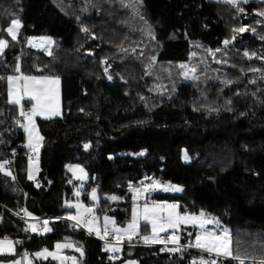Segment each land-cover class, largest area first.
<instances>
[{"label":"trees","instance_id":"1","mask_svg":"<svg viewBox=\"0 0 264 264\" xmlns=\"http://www.w3.org/2000/svg\"><path fill=\"white\" fill-rule=\"evenodd\" d=\"M232 7L210 0H0V39L8 41L0 55V163L15 158L5 166L11 176L0 172V239L21 237L24 206L51 228L31 231L16 257L68 241L83 249L81 264H193L209 257L190 248L162 251L137 238L110 259L102 240L66 219L74 210L65 203L83 186L85 204L95 190L97 214L125 226L131 188L152 180L182 188L153 200L219 220L245 264L264 256V16L258 15L264 3H243L238 13ZM16 18L23 27L12 40L4 29ZM240 27L248 31H234ZM30 38L52 39V54L29 48ZM196 51H213L228 64L208 59V69L197 65L196 79L167 75L166 67L187 64ZM19 73L62 82L63 116L38 120L43 143L36 182L27 176L30 150L17 123L23 119L8 97L7 77ZM71 164L85 168V182L73 178ZM107 195L123 200H104ZM196 234L181 228L180 243L187 246Z\"/></svg>","mask_w":264,"mask_h":264},{"label":"snow or ice","instance_id":"2","mask_svg":"<svg viewBox=\"0 0 264 264\" xmlns=\"http://www.w3.org/2000/svg\"><path fill=\"white\" fill-rule=\"evenodd\" d=\"M138 3H142V0H137ZM225 3L231 4L234 7H238L240 0H224ZM243 2H247V0H243ZM123 3V0H122ZM128 7L129 5H124ZM239 11H243L242 8L238 9ZM137 14H139L137 9ZM258 15L264 16V12L258 13ZM141 19L143 17L141 16ZM23 27L22 22L19 18L12 19L10 25L4 29L7 34L11 37L12 40L18 39L19 30ZM85 32L88 31L87 28L84 29ZM234 31L243 33L248 31L247 27H240L235 29ZM255 31V29H252ZM151 34V33H149ZM154 38V37H153ZM234 39V37H233ZM230 41L225 40L224 44L227 46ZM32 43L33 47H38L41 45H51L52 41L50 39H44L41 41V45L36 43ZM8 46V41L6 39H0V55L3 54L4 49ZM48 51V54L51 55L50 48H45ZM245 56H249L247 52L244 53ZM255 56V53H253ZM252 56H249L251 59ZM260 59H264V57H260ZM181 68H187V65H180ZM16 71L19 72L20 68L17 67ZM107 71V69H105ZM251 71H260V69L253 68ZM195 73V67L187 68V71L184 73L185 77L188 78V73ZM192 79H196L193 75ZM111 79V77H109ZM7 81L9 84V102L15 105L20 106L19 115L23 117L27 123H17L24 129L26 133H28V147L36 153L35 162L38 163L39 159V150L41 145V141L43 137L39 134L38 128L35 123V118L37 116H41L45 119H50L53 116L60 115V101H59V78L58 77H35V76H24L21 75L19 77L9 76L7 77ZM255 81H253L254 83ZM225 84H229L230 81L225 80ZM27 96V98L35 103L32 105L30 111H25L23 105L21 104V100ZM90 147V145H85V148ZM140 155H144V153H140ZM185 160H188L187 153H185ZM32 158L30 157V161ZM10 163V161L5 160L3 163H0V172H4L5 175L11 176L10 171H5V166ZM38 170V169H37ZM69 170L75 173H80L78 179H84L87 176V173L83 168L69 167ZM15 179V177H12ZM29 179H34L33 172L29 170ZM161 188L163 191H182L181 188L171 186V185H160L159 181H154L150 185H146L141 189H132L135 192V198L141 199L143 198V194L149 191H154L157 188ZM80 192H76V196L79 197ZM91 198L93 201H97L98 197L96 191L93 190L91 193ZM112 200H116L117 197H111ZM68 207L75 208L76 214L69 215L66 217L68 220L75 221V226H83L87 229L89 233H95L97 237L101 240H107L109 235L111 234L114 240V243H106L104 250L106 252H111L113 254L120 253L122 251V244L125 240L131 243L132 239L135 236L139 235L140 228V220H144L148 224L151 225V232L149 235H143L140 238L143 240L145 244H162L165 247L162 251L169 252H181L183 249L180 246V236L177 234L181 229V226L190 225L192 227L199 228L200 231L195 236V240L190 242L187 247H194L200 249L204 252H207L210 255H214L216 259H212L210 261H206L201 258L198 262L193 261V264H221L220 258H231L237 261V264H245L246 257H242L238 253L233 250V241L232 237L227 229H224L222 232L218 233L209 229V225H215L219 227V220L214 217H208L203 211H201L198 215L181 213L179 211V205L177 204H157L145 203L142 207L137 206L133 210V218L132 221L127 225L126 228L117 227L115 221L110 217L104 218L103 227L99 225L98 219L95 215L94 209L92 207H87L82 203L68 204ZM25 214L28 217H32L31 213H28L25 210ZM33 219H36L32 217ZM43 226L41 227L39 224L33 223L29 225L27 230H31L32 232H39L41 234L50 232L51 228H49L48 221L44 220L42 222ZM162 233H169L167 236H162ZM191 235V234H189ZM17 242L11 240H0V255H15V244ZM174 245V247L169 248L168 245ZM56 251L52 252L48 249H44L43 251L37 252L34 255L37 258L48 259L51 257L53 260H57L60 264H78L77 258L75 256H63L61 255V251L65 248L73 247L70 243L65 244H57ZM76 251L80 253L81 256L84 255L82 248H76ZM115 255L111 256L110 259H115ZM253 264H264V256L260 258L253 257ZM23 260L27 262V264H32V260L29 259L27 253H24ZM12 264H22L21 260H15Z\"/></svg>","mask_w":264,"mask_h":264},{"label":"rangeland","instance_id":"3","mask_svg":"<svg viewBox=\"0 0 264 264\" xmlns=\"http://www.w3.org/2000/svg\"><path fill=\"white\" fill-rule=\"evenodd\" d=\"M210 1H212V2H216V3H220V4H226V5H230V6H233V5H231V4H228V3H225L224 2V0H210ZM250 2H255V3H264V0H247V2L246 3H250ZM243 3H245V2H243V0H240V3H239V5H238V7L237 8H239L240 7V5L241 4H243ZM234 7V6H233ZM232 7V8H233ZM235 11H237V13H238V9L237 10H235ZM234 18H236V17H234ZM19 32H20V30H19ZM18 35H19V33H18ZM44 39H50V38H30L29 39V42H28V46L29 47H32V48H35V49H37V50H43V52L44 53H46V54H48V51H46L45 50V48L47 47V48H50V50H52V48L54 47V41L52 40V39H50L51 41H52V44L51 45H41V41L42 40H44ZM232 39L233 38H230V40H228V41H230L229 42V44H231V42H232ZM30 41L31 42H33V43H36V44H38V45H41V46H38V47H33L32 46V43H30ZM224 46H226L225 44H224ZM208 59H213V61L214 62H216V63H218V64H220V63H222L223 65H224V62L225 63H227L228 64V62H227V60L226 59H223L222 57L221 58H219L218 57V59H217V57H216V54L213 52V51H202V52H200V51H196V52H193L192 53V55H191V58H190V61L187 63V64H185V65H187V68H192V67H195V69H196V72L193 74V73H191V72H189L188 73V76L189 77H192L193 75L195 76L196 75V73H197V69H199L198 67H197V65H199V64H202V66H204L206 69H208L207 67H208V64H209V62H208ZM187 68H181L180 67V65H176V66H172V67H166V73H167V75L170 77L171 75H173V76H175V75H179V76H181L182 78L184 77L185 78V75H184V73L187 71ZM16 77H19L20 75H15ZM59 81H60V84H59V101H60V115H57V116H53L52 118H50V119H45V118H43V117H41V116H37L36 118H35V123H36V126H37V128H38V131H39V134L41 135V133H40V129H39V126H38V120L39 119H41V120H51V119H54V118H60V117H62L63 116V106H62V82H61V79L59 78ZM8 97H9V84H8ZM9 100H10V97H9ZM29 103V104H28ZM35 102L34 101H31V100H29L28 98H27V96H25L22 100H21V104L23 105V108H24V110L25 111H30V109H31V107H32V105L34 104ZM28 105V107H27V105ZM15 105V104H14ZM17 107H18V109H19V111H20V106L19 105H16ZM21 117V116H20ZM22 119H23V123H27V121L23 118V117H21ZM23 129V128H22ZM23 131H24V129H23ZM25 135H26V146L28 145V133H26L25 132ZM42 136V135H41ZM41 143V145H42V143H43V140L40 142ZM28 147V146H27ZM42 147V146H41ZM41 147H40V149H41ZM29 148V147H28ZM30 149V148H29ZM30 152H31V154L34 156V159L33 160H29V162H28V164H27V176L29 175V170H30V165H31V170H32V172H33V175H34V179H30L31 181H34V182H36V180H37V178H38V173H39V170H40V163H39V159H38V163H36L35 162V157H36V153L35 152H33L31 149H30ZM39 153H40V150H39ZM185 153L186 152H183V159H184V161L185 162H190V158H189V156H188V160H185ZM76 167V166H79V167H81V168H83L84 169V171L87 173V171L85 170V168L83 167V166H81V165H78V164H71V165H68L67 166V170L71 173V175L73 176V178L75 179V180H78V181H81V182H85L86 180H87V176H88V174H87V176L84 178V179H78L77 177L78 176H80L81 174L80 173H73L72 171H70L69 170V167ZM38 169V170H37ZM29 179V178H28ZM155 180H152L151 181V184L154 182ZM150 185V184H149ZM160 185H171V186H175V187H179V188H181L180 186H177V185H172V184H161L160 183ZM141 188H143V187H140V189ZM131 189H133V188H131ZM182 189V188H181ZM77 191H79L80 192V195H79V197H77L76 196V192ZM149 192H151V194L153 195V194H157V193H170V194H180L182 191H179V192H176V191H163L161 188H157L156 190H154V191H149ZM148 193V192H147ZM147 193H144L143 194V198H141V199H136L135 198V195H134V204H133V210L137 207V206H140V207H142L145 203H148V204H152V203H157V204H177V203H168V202H158V201H156V200H153L152 198H151V196L152 195H147ZM96 194H97V197H98V200L97 201H93L92 200V198H91V194H90V201H91V204L90 205H87V204H85L83 201H82V195H83V186H78V187H76L75 188V190H74V193H73V197H72V199H70L69 201H67L66 203H65V206L67 207V208H70V207H68V204H75V203H77V202H79V203H82L83 205H85V206H87V207H92L93 209H94V212H95V215H96V217H97V219H98V222H99V225L101 226V229H102V227H103V223H104V218L105 217H110L111 219H113L114 220V218H112L111 216H109V215H106V214H104V215H98L97 214V212H96V210H97V206H98V204H99V201H100V197H99V195H98V193L96 192ZM107 196H110V195H107ZM108 201H110V200H108ZM111 202H115V201H112L111 200ZM177 205H179V204H177ZM70 209H73L74 210V213L73 214H70V215H75L76 214V209L75 208H70ZM133 210H132V218H133ZM179 211L183 214V213H188V214H193V213H190V212H187V211H182V209H181V206L179 205ZM208 217H214L213 215H211V214H208V213H205ZM132 218H131V220L125 225V226H120V225H118L117 223H116V221H115V224H116V226L117 227H120V228H126L127 227V225L132 221ZM215 218V217H214ZM72 221V220H71ZM74 224H75V221H72ZM33 223H36V222H31L30 224H33ZM140 228H139V235L138 236H135L132 240H134V239H137V238H140L141 236H143V235H149L150 234V232H151V225L150 224H148L147 222H145L144 220H140ZM37 224V223H36ZM78 227H81V228H83L84 230H86L87 231V229L85 228V227H83L82 225L81 226H78ZM182 227H187V228H196V227H192V226H190V225H186V226H181V228ZM209 227V229H211V230H213V231H216V232H218V233H220V232H222L224 229L223 228H221L222 226H221V224H219V227H216L215 225H209L208 226ZM197 229V234H198V232L200 231V229L199 228H196ZM181 230V229H180ZM180 230H179V232L177 233L178 235H179V233H180ZM88 232V231H87ZM35 233V232H34ZM89 233V232H88ZM91 235H93L95 238H97V239H99V240H101L99 237H97L96 235H95V233H90ZM196 234V235H197ZM162 236H167V235H169V233H162L161 234ZM141 239V238H140ZM0 240H4V239H0ZM7 240H11V241H14V242H16V240H12V239H7ZM142 240V239H141ZM195 240V239H194ZM143 241V240H142ZM125 242H128L127 240H125L124 242H123V244L125 243ZM65 243H70L73 247H71V248H65V249H63L62 251H61V255H63V256H75L76 258H77V261H78V264H81V262H80V258H82L83 256H81L80 255V253L78 252V251H76L75 249L76 248H81V246L79 245V244H77V243H75V242H57L55 245H54V248L53 249H48L49 251H52V252H54V251H56V245L57 244H65ZM111 243H114V240H113V237H112V240H111ZM111 243H109V244H111ZM123 244H122V246H123ZM155 245H162V244H155ZM171 245V244H170ZM174 246V245H173ZM17 247H18V245H17V243L15 244V252H16V254H17ZM196 250H199L200 252H202V253H205V254H208L207 252H204V251H202V250H200V249H197V248H195ZM44 250V249H43ZM43 250H41V251H43ZM40 252V251H39ZM37 253V252H36ZM109 253H111V252H109ZM16 254L15 255H8V254H5V255H1V256H12V257H15L14 259H12V260H0V264H12V262L13 261H15V260H21V262H22V264H27V262L26 261H24L23 260V256H24V253H22V256H19V257H16ZM28 254V256H29V259H31L32 260V264H35V261H37V260H47V259H41V258H37L34 254H29V253H27ZM209 256H211V258L209 257H201V258H203L204 260H206V261H210V260H212V256H214V255H210V254H208ZM201 258H197L196 260H194V261H199ZM48 259H52L51 257H49ZM230 259V258H229ZM53 260V259H52ZM59 262V261H58ZM59 264H60V262H59ZM68 264H70V262H68ZM120 264H138V262L136 261V260H132V259H130V260H126L125 262H123V263H120Z\"/></svg>","mask_w":264,"mask_h":264},{"label":"built area","instance_id":"4","mask_svg":"<svg viewBox=\"0 0 264 264\" xmlns=\"http://www.w3.org/2000/svg\"><path fill=\"white\" fill-rule=\"evenodd\" d=\"M25 147H26V146H25ZM14 153H17V150H15ZM30 157L32 158V160L34 159V156H33V155L31 154V152L29 151L28 154H27V158H28V160H30ZM10 161L14 164V163H15V158L12 157V158L10 159ZM147 195L150 196V195H152V194H151V192H148ZM153 195H154V194H153ZM26 198H27V196H26ZM25 210H26V207L24 206L23 209H22V214L19 216L20 219L23 221V231H22V235H21V237H19L18 239H16L17 245H18V247H20V248H24L26 242L28 241V235H30L31 230H27V231H26V229L29 228V224H30L31 222H33V221H34V222H43V219H38V218L33 219V218H31V217H28V216L25 214ZM40 226L42 227V224H40ZM38 233H39V232H38ZM39 234H41V233H39ZM109 237H112V235L110 234ZM109 237H108L107 240H102V242H103L104 244H106V243H111V239H109ZM180 246L182 247V249L187 248V246H184V245H182L181 243H180ZM161 247H162V249H163L165 246H164V245H161ZM168 247L171 248V247H174V246H173V245H168ZM113 255H114V254H113Z\"/></svg>","mask_w":264,"mask_h":264},{"label":"crops","instance_id":"5","mask_svg":"<svg viewBox=\"0 0 264 264\" xmlns=\"http://www.w3.org/2000/svg\"><path fill=\"white\" fill-rule=\"evenodd\" d=\"M28 42H29V40H28ZM27 45H28V43H27ZM29 47V46H28ZM7 48V47H6ZM6 48L4 49V51L6 50ZM29 48H31V49H35V48H32V47H29ZM35 50H37V49H35ZM4 51H3V53H4ZM39 51H42L43 52V50H39ZM16 75H22L21 73H19V74H16ZM12 76H15V75H12ZM12 104V103H11ZM29 104V103H28ZM27 105V104H26ZM27 107H28V105H27ZM25 146H26V144H25ZM27 147V146H26ZM28 148V147H27ZM29 149V148H28ZM30 150V149H29ZM133 189H140V188H133ZM131 193H132V200H133V202H134V195H135V192L134 191H132V189H131ZM111 197H113V196H104L103 197V199L104 200H112L111 199ZM116 197V196H115ZM123 200V198H120V197H117V199L116 200H112V201H115V202H120V201H122ZM183 228V227H182ZM187 228V227H186ZM179 236H180V233H179ZM194 241V240H193ZM188 245V244H187ZM187 248H190V249H194V250H196L194 247H187ZM197 251H199V250H197ZM209 256V255H208ZM210 258H211V256H209ZM208 257V258H209ZM212 259H216V257L215 256H212ZM221 259H225V258H221ZM227 259H229V258H227Z\"/></svg>","mask_w":264,"mask_h":264}]
</instances>
